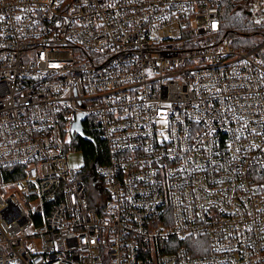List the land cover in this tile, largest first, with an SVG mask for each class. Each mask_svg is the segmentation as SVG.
<instances>
[{
	"label": "built area",
	"instance_id": "2783aa9c",
	"mask_svg": "<svg viewBox=\"0 0 264 264\" xmlns=\"http://www.w3.org/2000/svg\"><path fill=\"white\" fill-rule=\"evenodd\" d=\"M0 264H264V0H0Z\"/></svg>",
	"mask_w": 264,
	"mask_h": 264
},
{
	"label": "trees",
	"instance_id": "16d2710c",
	"mask_svg": "<svg viewBox=\"0 0 264 264\" xmlns=\"http://www.w3.org/2000/svg\"><path fill=\"white\" fill-rule=\"evenodd\" d=\"M222 23L225 36L234 44L240 41L248 46L261 40L258 31H256L257 28L249 24L248 17L236 5L226 3L222 12ZM83 131L93 141L76 137L71 140V145L81 151L82 166L85 172L90 174L92 167L100 160L103 152L102 142L99 140L95 127L89 128L84 122Z\"/></svg>",
	"mask_w": 264,
	"mask_h": 264
},
{
	"label": "rangeland",
	"instance_id": "374dc122",
	"mask_svg": "<svg viewBox=\"0 0 264 264\" xmlns=\"http://www.w3.org/2000/svg\"><path fill=\"white\" fill-rule=\"evenodd\" d=\"M67 163L69 166H82L83 158L80 150L71 149L66 154Z\"/></svg>",
	"mask_w": 264,
	"mask_h": 264
},
{
	"label": "water",
	"instance_id": "95a60500",
	"mask_svg": "<svg viewBox=\"0 0 264 264\" xmlns=\"http://www.w3.org/2000/svg\"><path fill=\"white\" fill-rule=\"evenodd\" d=\"M83 119H84V116H79L78 119L74 122L71 131H72V133H74L75 136H79L80 138H82L84 140L93 141L92 138L88 137L83 132V128L81 125V121Z\"/></svg>",
	"mask_w": 264,
	"mask_h": 264
},
{
	"label": "snow or ice",
	"instance_id": "6c2138e0",
	"mask_svg": "<svg viewBox=\"0 0 264 264\" xmlns=\"http://www.w3.org/2000/svg\"><path fill=\"white\" fill-rule=\"evenodd\" d=\"M17 19H20V17H17Z\"/></svg>",
	"mask_w": 264,
	"mask_h": 264
}]
</instances>
